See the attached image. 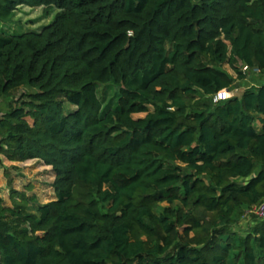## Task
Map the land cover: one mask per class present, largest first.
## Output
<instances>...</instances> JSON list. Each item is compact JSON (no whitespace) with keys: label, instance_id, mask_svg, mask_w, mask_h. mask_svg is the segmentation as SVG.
Returning <instances> with one entry per match:
<instances>
[{"label":"trees","instance_id":"obj_1","mask_svg":"<svg viewBox=\"0 0 264 264\" xmlns=\"http://www.w3.org/2000/svg\"><path fill=\"white\" fill-rule=\"evenodd\" d=\"M20 7L58 11L0 31V156L50 166L55 199L0 196V264H264V218L238 229L264 84L213 101L264 74V0H0V23Z\"/></svg>","mask_w":264,"mask_h":264},{"label":"rangeland","instance_id":"obj_2","mask_svg":"<svg viewBox=\"0 0 264 264\" xmlns=\"http://www.w3.org/2000/svg\"><path fill=\"white\" fill-rule=\"evenodd\" d=\"M56 8L44 9L20 7L14 19L9 23H0V31L8 33L22 32L27 30H39L42 26L50 24L57 13ZM225 69L232 72L228 65ZM244 70V68H243ZM248 76L244 81H238L234 90L237 95L253 85L260 86L264 84V74L258 71H247ZM29 89H24L26 91ZM107 87L100 88V95L105 96L107 101L114 95V90ZM21 92L11 96H5L0 101V117L14 106V100L19 97ZM234 95V94H233ZM136 116H144L139 114ZM0 196L6 202V205L13 204V196L21 200L20 194L24 193L31 198L33 195L37 197L39 203H48L55 199L54 189L51 184L54 181V173L50 166L45 165L38 159H30L27 161H10L7 158L0 156ZM166 205V203L161 205ZM33 208V207H32ZM253 207L252 211H247L240 219L238 229L244 228L252 220V215H256ZM160 210V209H159Z\"/></svg>","mask_w":264,"mask_h":264},{"label":"built area","instance_id":"obj_3","mask_svg":"<svg viewBox=\"0 0 264 264\" xmlns=\"http://www.w3.org/2000/svg\"><path fill=\"white\" fill-rule=\"evenodd\" d=\"M249 70H251V69L248 66H244V71H249ZM252 71H254V72L258 71L260 73L259 69H252ZM232 95H233L232 90L223 89L213 96V101L215 103H217L219 101L226 100V99L230 98ZM254 207L255 208L253 211H255V213L259 217L264 218V202H262L261 204H259L257 206H254Z\"/></svg>","mask_w":264,"mask_h":264},{"label":"crops","instance_id":"obj_4","mask_svg":"<svg viewBox=\"0 0 264 264\" xmlns=\"http://www.w3.org/2000/svg\"><path fill=\"white\" fill-rule=\"evenodd\" d=\"M236 92L234 90H232V94H235ZM233 96V95H232Z\"/></svg>","mask_w":264,"mask_h":264}]
</instances>
